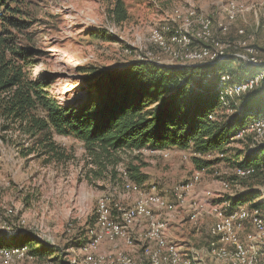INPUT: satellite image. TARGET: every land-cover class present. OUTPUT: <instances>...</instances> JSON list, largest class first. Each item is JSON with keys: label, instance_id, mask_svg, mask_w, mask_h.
Wrapping results in <instances>:
<instances>
[{"label": "rangeland", "instance_id": "1", "mask_svg": "<svg viewBox=\"0 0 264 264\" xmlns=\"http://www.w3.org/2000/svg\"><path fill=\"white\" fill-rule=\"evenodd\" d=\"M116 1L18 0L11 5L20 10L17 16L28 24V28L20 31L6 29L13 33L16 46L29 52L26 70L30 78H50L48 90L62 104H80L90 94L92 84L85 82L83 68L108 71L123 67L146 51L156 53L161 61L168 58L148 39L151 28L163 23L176 8H194L209 16L219 33V24L225 20L223 7L228 0H121L127 11L123 21H118L113 12ZM243 1L249 10L231 25L227 37L235 40L236 30L245 28L250 44L256 49V58L264 62V0ZM224 67L238 68L239 61L227 62ZM261 103L264 105V98ZM54 137L67 150L68 160L51 161L48 155L39 156L36 152L23 156L22 149L31 147L32 140L15 131L0 130V243H10L18 229L35 231L58 245L54 264H74L73 257L81 253L84 240L76 247L78 252L68 245L84 236L87 228L96 222L100 198L112 197L125 203L131 200L123 188L126 178L129 179L130 164L139 165L148 176L142 184L145 188L154 184L158 189L165 188L169 196L173 187L201 171L200 184L211 182L207 189L216 195L222 193V180H230L237 195L254 186L262 189L264 197V178L237 179L232 162L225 160L201 169L186 151V158L183 153L173 155V151L169 158L147 152L122 153L115 176L96 177L87 166L81 141L71 136ZM231 147L232 154L227 152L226 157H235L237 150L246 148L243 143H234ZM180 170L184 172L180 174ZM162 173L165 174L159 178ZM185 216L160 218L170 221L184 217L180 222L189 227ZM33 257L16 259L14 264L40 261ZM0 264H3L1 253Z\"/></svg>", "mask_w": 264, "mask_h": 264}, {"label": "trees", "instance_id": "2", "mask_svg": "<svg viewBox=\"0 0 264 264\" xmlns=\"http://www.w3.org/2000/svg\"><path fill=\"white\" fill-rule=\"evenodd\" d=\"M16 2L0 0V130L15 131L32 140L31 147L22 149L23 156L36 152L48 155L51 161H66L70 156L54 136H71L83 143L87 166L96 177L115 176L122 153L171 147L189 152L201 169L225 160L233 167H254L255 177H261L264 143L254 145L250 136L234 142L246 147L237 150L235 157H204L211 151L232 154L233 133L252 116L264 114V80L231 102L233 114L226 116L219 110L220 74L228 72L230 83L242 82L255 75L257 67L241 61L238 68L224 67L227 62L238 61L235 59L185 67L141 60L108 71L87 67L82 73L85 82L92 84L90 94L80 104H62L48 90L50 78H30L26 70L29 52L16 46L13 33L6 29L28 28L17 16L20 10L11 7ZM113 12L118 21L127 18L121 0L115 2ZM212 112H216L214 119L209 118ZM127 170L132 181L147 182L148 176L139 165L130 164ZM230 199L233 205L248 203L264 209L260 187L250 186ZM80 240L75 238L68 247L76 249ZM9 242L0 243V249L28 245L29 254L39 260L57 258L58 245L40 238L35 231L18 229Z\"/></svg>", "mask_w": 264, "mask_h": 264}, {"label": "built area", "instance_id": "3", "mask_svg": "<svg viewBox=\"0 0 264 264\" xmlns=\"http://www.w3.org/2000/svg\"><path fill=\"white\" fill-rule=\"evenodd\" d=\"M249 10L243 0H228L223 7L224 21L219 24V33L214 29L213 20L194 8H176L165 21L153 26L149 34V42L167 55L164 61L156 53L146 51L138 60L149 61L165 66H193L211 64L223 60H238L258 68L255 75L242 82L230 83L231 76L222 72L218 83L220 112L231 115L235 112L231 102L245 93L255 89L264 80V62L256 58V49L249 42L245 28L236 30L237 39L231 40V25ZM264 26V15L262 18ZM216 112L209 114L210 119ZM250 136L253 144L264 143V114L252 116L246 125L233 133L230 140ZM138 153H150L169 158L170 148L155 150L143 148ZM187 152V151H186ZM183 156L187 155L183 151ZM226 154L211 151L204 155L208 160L223 159ZM256 175L254 167H234L237 179H246ZM261 177L264 178V169ZM202 172H195L190 179L176 185L170 196L163 194L156 185L145 188L126 178L123 188L127 195L134 196L131 203L115 201L112 197H102L97 202L96 222L87 228L81 253L76 251L74 264H208L212 260L216 264H264V209L251 207L248 203L233 205L230 198L237 195L232 190L230 180H222V193L216 195L212 190H205L200 197L196 189L200 184ZM261 189V188H260ZM262 191V189H261ZM222 194H227L226 196ZM186 209L189 221L198 226L200 219L209 215L214 222L208 233L210 240L204 248H191L184 251L168 238L169 219H161L162 215L176 217ZM141 222L147 223L143 235L142 256H132L126 249L119 247L123 243L127 247H135L136 239L133 228ZM40 238L44 239L39 235ZM54 243V241L46 239ZM110 244L113 250H102L103 244ZM3 264H14L16 259L33 257L29 254L28 245H17L0 249ZM35 258V257H33ZM206 258L208 260H206ZM36 264H54L50 260H40Z\"/></svg>", "mask_w": 264, "mask_h": 264}, {"label": "crops", "instance_id": "4", "mask_svg": "<svg viewBox=\"0 0 264 264\" xmlns=\"http://www.w3.org/2000/svg\"><path fill=\"white\" fill-rule=\"evenodd\" d=\"M173 151V155L174 154H180L183 151L177 147H171L170 148ZM160 162L161 160L158 159ZM184 171L180 170V174H182ZM165 173H162L161 175H158L159 178H162L160 176H163ZM211 184V182H210ZM210 184L206 185V184H199L197 186L196 192L197 195H194L192 198L196 199L198 197L201 196V194L207 190V188H210L209 186H211ZM160 187V186H159ZM163 194H165L166 190L165 188H160L159 189ZM134 200V196H131V200L127 201V203H131ZM186 209H184V211L182 212L181 215H186ZM163 216V215H162ZM167 216V215H166ZM187 218V216H185ZM184 218V217H183ZM182 218V219H183ZM177 220L175 218L171 219L169 221V230H168V238L177 243L180 248H182L184 251H188L191 248H204L207 246L209 240H210V236L208 233L209 227L210 225L214 222L213 217L209 216V215H205L203 216L200 221H199V227L198 226H194L188 219V223H190V226L187 227L184 224H181V220ZM147 229V223L146 222H141L139 225L135 226L133 228V235L136 239V246L135 247H127L125 246L123 243H120L119 247L121 249H126L132 256L134 257H141L142 256V247L145 244L144 242V233ZM84 238V236H81V239ZM102 250L104 251H111L113 250V246L106 243L103 244V246L101 247ZM206 260H208L206 258ZM208 264H216L215 262H213L212 260H208Z\"/></svg>", "mask_w": 264, "mask_h": 264}]
</instances>
